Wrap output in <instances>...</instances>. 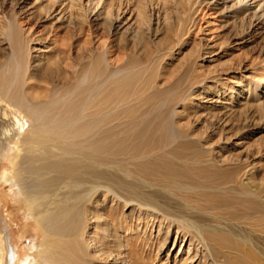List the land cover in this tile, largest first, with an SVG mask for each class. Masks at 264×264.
<instances>
[{
	"label": "bare ground",
	"instance_id": "1",
	"mask_svg": "<svg viewBox=\"0 0 264 264\" xmlns=\"http://www.w3.org/2000/svg\"><path fill=\"white\" fill-rule=\"evenodd\" d=\"M48 1L41 17H0V177L39 232L23 248L0 207V264H264V174L222 161L214 141L264 122V61L246 58L257 73L237 86L196 84L195 61L167 72L198 0L179 1L191 7L157 42L148 0ZM249 2L199 10L225 13L221 37L240 46L264 35V6ZM124 6L137 26L119 32ZM43 19L61 24L44 34Z\"/></svg>",
	"mask_w": 264,
	"mask_h": 264
},
{
	"label": "rangeland",
	"instance_id": "2",
	"mask_svg": "<svg viewBox=\"0 0 264 264\" xmlns=\"http://www.w3.org/2000/svg\"><path fill=\"white\" fill-rule=\"evenodd\" d=\"M80 1L81 2H79V4L82 3L81 5L92 8L93 7L92 1H96V0H80ZM154 1L155 3H153ZM154 1L148 0V10L150 9L149 14H151L150 15L151 22L149 24L150 31L149 30L147 31L149 37L148 36L146 37L149 38L150 40L153 37L154 40L153 39L152 40L154 42H157L158 40H160V38L162 39L165 36V35L163 36L162 34L166 31L164 29L173 26V23L175 22V19L173 18L179 17L178 11L181 12L186 9L188 12V8H187L188 4L189 7L191 6H190V2H187L185 5L182 4L183 3L182 2L181 3L183 5L182 7V5L179 3V1L181 0L178 1L154 0ZM211 1L214 0H198V3L195 5L196 9H198L199 12V13L197 12V15L193 13L194 12L193 10H195V8L194 6L192 7L193 10L191 11H193L192 13L194 14V16H192L191 11L189 13L191 14V18H194V20L192 19V21L194 22L192 23V25L193 24L199 25L200 27L199 26L197 27H199L198 29L201 31L199 32V30H197V27L191 28L192 27L191 25L190 32L192 33L191 34L192 36L188 34L187 35L188 37L187 36H186L187 38L185 37L186 39L183 38L185 41H189L187 42L188 44L186 43L187 45L185 44L181 47H177L174 51L165 55L162 66L166 69L167 72H169L175 70L180 64L185 65L187 63L195 61L197 63L196 66L194 67V70L192 71H194L193 72L194 77L198 78L195 80L196 84L199 82H204V84L208 87L213 85L214 79L215 80L218 79L223 84L237 86L240 85L241 83H245L246 77L255 75L257 73L255 72L254 66H252L251 63H249L246 58L258 57L259 62L264 61V35H256V37L251 39L252 41L250 40L249 42L244 43L240 46L238 45L241 43V42L239 43V41L238 44H234L233 42L235 41L229 40L226 36L221 37L224 34L225 30L224 28H221L222 25L220 23V19L224 16L225 13L222 15L218 13L211 14L212 12L214 13V11H212L208 13L211 14V16L207 14V16L205 15V17L207 18H203L204 14L202 15V13L199 10V7L200 9L202 7L205 8L206 10L208 7L206 4H208ZM249 1L250 2L248 5L254 7L253 9L254 11L255 9H257L256 7L257 3L259 4L262 3V5L264 6L263 3L264 0H249ZM152 3L154 6L152 5ZM47 4H49L48 0H0V17L2 16L4 21L6 22L8 21L7 15H14L16 12H21L22 16L26 12L27 14H30V16L39 15V17H41L43 15L40 12H37L36 10L38 7H43ZM172 4L176 6L177 9L176 7L175 9H173L174 6ZM219 5L222 6L221 4ZM179 7H181L180 8L181 10H178ZM124 8L127 9L125 10ZM129 8H130L129 6L128 7L124 6L123 8H121V10L124 9L123 11L126 13L124 12L122 13V11L120 12L121 19L123 18L122 20L125 21L120 27L119 32L120 31L125 32L128 29L129 31L130 30L132 31V29L137 26L136 12L133 11V9H129ZM162 9L163 10L165 9L169 15H167L165 13L166 11L164 10L165 11L164 12ZM99 10H101V6L96 12H99ZM259 12H262V10H260ZM59 13L60 12L58 10V12L54 15V17ZM63 16H65L64 21L68 20V17H70L69 15H66V13H63L61 15V17ZM201 18L204 19L205 21H203ZM91 20L93 25L98 24L96 17L91 18ZM199 21L202 25L199 23ZM41 22L42 23L40 25L42 26V30H44L43 31L44 34H49L47 32H50L53 27L57 25L60 26L61 24L59 21L56 20L53 21L50 19H43ZM64 26H62L63 28L61 27L62 28L61 31L64 30L65 28ZM192 42H193L192 45L196 47L198 53H196V51L194 52V50L192 49L193 47L191 45ZM244 42H246V40H244ZM8 46L10 47L9 43ZM42 46H46L48 51H51L53 48L48 44V41ZM197 54L198 55L200 54V56L198 57ZM228 80H234V81H232L233 83H231ZM261 90L263 89H260V92ZM218 107H222V106H218ZM234 110H232L231 115L236 121H239V115L236 114ZM205 111L209 112L210 109H206V108L200 109L199 115L203 113L206 114ZM241 119L242 118H240V120ZM258 125L259 126H254V127L252 126L250 128H247V130H243V131L241 130L239 132L235 131V129L233 132L229 131L231 127L238 128L239 127L238 122H234L233 125L226 126L227 133H225L224 139L218 140V137H215L214 140L217 148L216 153L218 154L220 152L219 157L221 158V160L227 161L233 159L234 162H237V160H244V161L248 160V162L253 161V164H255V166L260 170L258 173L263 175L264 174V122L263 123L260 122V124ZM218 128L222 129V125L218 124ZM208 133L212 134L214 132L210 130ZM9 164H11L10 161L7 162V165ZM8 190H9L8 187L2 184V180L0 177V207L3 218L10 225L14 239L15 240L19 239L20 241L19 240L18 241L20 244L22 243L23 248L29 249L35 243L36 233L39 234V232H36L33 222H29L30 228H28V222L26 221V218L24 217V214L22 213L18 205L14 204L12 201L5 200ZM180 246L181 245H178L173 249L172 260L178 255ZM162 263L165 264L166 262H162ZM167 264H171V261Z\"/></svg>",
	"mask_w": 264,
	"mask_h": 264
}]
</instances>
